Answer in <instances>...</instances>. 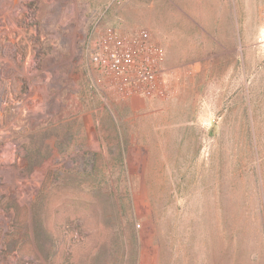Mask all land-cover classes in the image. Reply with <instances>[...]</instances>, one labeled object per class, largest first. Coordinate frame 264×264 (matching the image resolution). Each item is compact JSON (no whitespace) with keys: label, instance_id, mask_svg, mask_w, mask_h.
Returning a JSON list of instances; mask_svg holds the SVG:
<instances>
[{"label":"rangeland","instance_id":"obj_1","mask_svg":"<svg viewBox=\"0 0 264 264\" xmlns=\"http://www.w3.org/2000/svg\"><path fill=\"white\" fill-rule=\"evenodd\" d=\"M0 264H264V0H0Z\"/></svg>","mask_w":264,"mask_h":264},{"label":"trees","instance_id":"obj_2","mask_svg":"<svg viewBox=\"0 0 264 264\" xmlns=\"http://www.w3.org/2000/svg\"><path fill=\"white\" fill-rule=\"evenodd\" d=\"M127 151V150H124ZM124 152L120 155V158L122 159V175L124 177H117L116 175L110 174V171L108 169V173L107 175L104 177V175L101 176V179H96L95 182H93V186L96 188H100V191L102 192V195L106 196V200L105 202H107L109 204V198L113 197L116 195L117 192L120 191V188L122 186L127 188V194H128V200L130 202V204L132 205V216L135 219L136 218V213L134 212V202H133V190H132V186H131V177L130 176V169H129V165L128 162L126 160V154L123 155ZM84 166V164L79 165L78 167ZM85 169H87V171H91L92 173L96 174H102L101 172V166L97 160V157L95 155H93V157L91 159L88 160V162L85 164ZM111 175V176H110ZM96 177H93V179H95ZM95 191L94 193H92L91 195H93L94 197H98L99 193L101 192ZM105 193V194H103ZM108 213H111V211L109 210ZM133 219V220H134Z\"/></svg>","mask_w":264,"mask_h":264},{"label":"built area","instance_id":"obj_3","mask_svg":"<svg viewBox=\"0 0 264 264\" xmlns=\"http://www.w3.org/2000/svg\"><path fill=\"white\" fill-rule=\"evenodd\" d=\"M114 58V63L115 65L118 67L120 65V59L119 58H116V56L113 57ZM146 72V78L147 79H153L154 75L152 72L150 71H145Z\"/></svg>","mask_w":264,"mask_h":264}]
</instances>
